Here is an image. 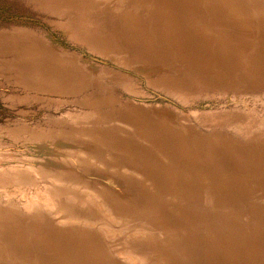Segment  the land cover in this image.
Returning <instances> with one entry per match:
<instances>
[{"label": "bare ground", "instance_id": "bare-ground-1", "mask_svg": "<svg viewBox=\"0 0 264 264\" xmlns=\"http://www.w3.org/2000/svg\"><path fill=\"white\" fill-rule=\"evenodd\" d=\"M10 1L0 264H264V0Z\"/></svg>", "mask_w": 264, "mask_h": 264}, {"label": "rangeland", "instance_id": "rangeland-1", "mask_svg": "<svg viewBox=\"0 0 264 264\" xmlns=\"http://www.w3.org/2000/svg\"><path fill=\"white\" fill-rule=\"evenodd\" d=\"M12 25L36 32L38 34L47 35L54 40L55 44H59L63 40L62 36L54 33L51 25L36 14L28 11L23 5H19L18 3L10 0H0V28L10 27ZM133 80L141 83L142 86H145L140 78H133ZM114 88L117 89L116 87ZM13 94L17 95L19 92L11 91L0 86V132L2 128L4 129L10 127L16 122L23 120L28 121L32 126L37 128H49L52 126L51 124H53V119L57 115L56 109L53 107H43L40 104L32 106L23 103L12 104L13 102L8 99L11 96H14ZM0 149V153L8 155L7 157L9 158H7V160L9 162L14 159L11 158L13 155L22 157V154L30 153L28 150H25V148L13 145L11 141H8L5 138L1 140ZM2 164L8 163L2 161Z\"/></svg>", "mask_w": 264, "mask_h": 264}]
</instances>
